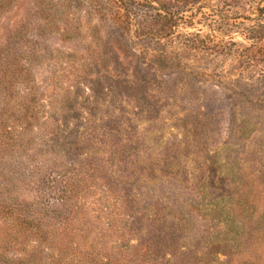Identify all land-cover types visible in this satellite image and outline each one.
Here are the masks:
<instances>
[{
    "label": "rangeland",
    "instance_id": "rangeland-1",
    "mask_svg": "<svg viewBox=\"0 0 264 264\" xmlns=\"http://www.w3.org/2000/svg\"><path fill=\"white\" fill-rule=\"evenodd\" d=\"M3 204L29 264H264V0H0Z\"/></svg>",
    "mask_w": 264,
    "mask_h": 264
},
{
    "label": "trees",
    "instance_id": "trees-1",
    "mask_svg": "<svg viewBox=\"0 0 264 264\" xmlns=\"http://www.w3.org/2000/svg\"><path fill=\"white\" fill-rule=\"evenodd\" d=\"M6 134H10V132H5ZM12 197H9V199ZM8 199V198H7ZM9 201V200H8ZM1 210H0V218L5 219L8 221V216H10V214L16 213V217H14L12 219V222L15 223V225H9L7 222L3 228V231L5 232H16L19 236H21V239L18 241H14L13 243L10 242V239L7 237L9 236V234H6L3 238V242L0 241V264H29L30 259H27V262H24L23 259H18V258H9L6 257V252L8 250L11 249V247H13L15 244H17L18 246H21L24 242L27 241V239H29L30 237H32V235L36 234V231L33 228H30L29 226V221L27 220H22L20 218V216H18V212L19 215L22 214L23 210L22 209H15L14 211L9 210L7 208V205L3 204L1 205ZM22 230L25 231H29V235L25 234V233H21ZM37 234L40 235V232L37 230ZM43 232H42V236H43ZM34 237V236H33ZM42 239H44V237H42ZM23 240V241H22ZM40 244V243H39ZM21 250V249H20ZM34 264H38V263H34Z\"/></svg>",
    "mask_w": 264,
    "mask_h": 264
}]
</instances>
